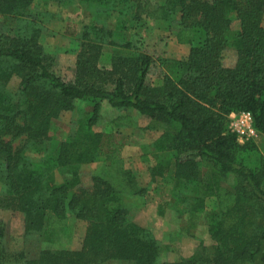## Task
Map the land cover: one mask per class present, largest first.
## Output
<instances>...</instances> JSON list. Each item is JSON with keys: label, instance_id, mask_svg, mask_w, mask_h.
<instances>
[{"label": "trees", "instance_id": "1", "mask_svg": "<svg viewBox=\"0 0 264 264\" xmlns=\"http://www.w3.org/2000/svg\"><path fill=\"white\" fill-rule=\"evenodd\" d=\"M75 2L94 15L81 33L75 79L67 81L39 41L36 0H0L6 21L0 30V208L21 212L25 236L47 244L34 257L8 251L0 217V264H264V153L254 139L238 141L229 127L232 111L250 110L264 136V0H42V6ZM153 20L174 27L176 41L189 45L181 58H159L160 83L148 81L156 60L135 42ZM105 47L111 68L98 63ZM106 105L134 109L148 118L145 130H161L148 166L151 183L171 186L161 214L168 207L185 215L181 230L191 234L206 200L214 199L205 214L211 252L200 246L165 261V247L130 217L105 170L93 176L91 189L77 187L84 164L120 160L124 142L116 128L138 126L124 112L97 129ZM67 111L74 127L57 131L54 121ZM132 177L122 170V182L131 184ZM141 192L133 191L138 198ZM72 217L87 221L81 247L57 246Z\"/></svg>", "mask_w": 264, "mask_h": 264}, {"label": "rangeland", "instance_id": "2", "mask_svg": "<svg viewBox=\"0 0 264 264\" xmlns=\"http://www.w3.org/2000/svg\"><path fill=\"white\" fill-rule=\"evenodd\" d=\"M36 5L32 7V12L38 11L42 19L43 28L39 33V41L44 46L45 51L53 59L52 69L67 81L75 79L76 60L80 52L82 30L93 19V13L88 11L83 5L75 2L67 5L49 3L42 6V0H36ZM5 18L0 14V30H5ZM264 24V18H263ZM163 21H152L145 29L138 30L135 42L138 47L148 51L155 58L151 70L148 74V81L160 83L161 67L160 57L181 58L189 51V45L176 41L175 30L166 28ZM238 23L233 22V28H237ZM227 61H232L235 57L233 49L226 52ZM102 68H111V49L105 47L98 61ZM18 80L10 81L9 86L16 88ZM129 110H118L110 106H103L102 116L97 129H106L112 124V119ZM138 118L139 125L133 127L128 124H121L116 128L119 138L124 142L122 156L116 164L102 161L86 163L80 171L81 181L77 186L81 190H89L93 187V176L104 170L111 179L119 185L126 203L130 207V217L139 224L150 229L155 237L165 247L162 252V259L165 261H178L181 258L191 255L200 246L205 247V251L211 252L214 241L211 238L207 224L206 211L215 206L214 199L206 200V210L201 212L196 226L192 227L187 234L181 230V226L188 225L185 215H179L175 209L164 207V214L159 211L162 203L171 196V186L162 185L157 188V184L151 183V176L148 166L154 163L150 154V144L160 133L155 130H144L148 118L140 116L136 111L130 110ZM73 113L63 112L54 121L56 130L65 133L74 127L72 120ZM261 151L264 153V136L259 135L255 139ZM14 143L21 144V137L14 138ZM148 145V147H146ZM32 156L35 154L28 150ZM130 172L132 183L127 184L121 181V172ZM104 171V172H105ZM162 184V183H161ZM141 198H138L133 191L141 189ZM135 195V196H134ZM0 217L5 221L6 234L5 246L8 251L16 253L25 251L30 257L36 256L41 249L47 247L45 242H39L34 236L27 237L24 234V217L21 212L0 208ZM87 228V221L72 217L69 227L60 232L57 246L78 249L82 245ZM161 259V260H162ZM103 264H128L111 260Z\"/></svg>", "mask_w": 264, "mask_h": 264}, {"label": "built area", "instance_id": "3", "mask_svg": "<svg viewBox=\"0 0 264 264\" xmlns=\"http://www.w3.org/2000/svg\"><path fill=\"white\" fill-rule=\"evenodd\" d=\"M229 127L237 135L238 141L256 139L260 133L254 126V116L250 110L232 111L229 114Z\"/></svg>", "mask_w": 264, "mask_h": 264}, {"label": "crops", "instance_id": "4", "mask_svg": "<svg viewBox=\"0 0 264 264\" xmlns=\"http://www.w3.org/2000/svg\"><path fill=\"white\" fill-rule=\"evenodd\" d=\"M187 53H188V52H187ZM187 53H186V54H187ZM128 110L130 111V110H134V109H128ZM129 111H128V113H130ZM134 111H136V110H134ZM136 112H137L140 116H143V115H141L138 111H136ZM126 113H127V112H126ZM130 114H132V115L137 119V121H138V118H137L133 113H130ZM147 124H148V122H147ZM147 124H146V125H147ZM138 125H139V123H138ZM146 125H145V126H146ZM139 126H140V125H139ZM143 127H144V126H143ZM144 130H145V129H144ZM146 130H155V129H146ZM155 131H159V132L161 133V130H157V129H156ZM160 133H159V134H160ZM159 134H158V135H159ZM156 137H158V136H156ZM156 137H155V138H156ZM155 138H154V139H155Z\"/></svg>", "mask_w": 264, "mask_h": 264}]
</instances>
